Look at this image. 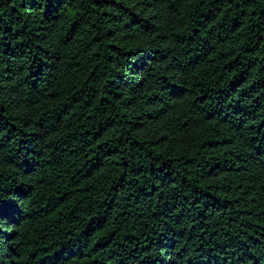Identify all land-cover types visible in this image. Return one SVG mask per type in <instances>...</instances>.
I'll return each mask as SVG.
<instances>
[{
    "label": "trees",
    "instance_id": "16d2710c",
    "mask_svg": "<svg viewBox=\"0 0 264 264\" xmlns=\"http://www.w3.org/2000/svg\"><path fill=\"white\" fill-rule=\"evenodd\" d=\"M0 264H264V0H0Z\"/></svg>",
    "mask_w": 264,
    "mask_h": 264
}]
</instances>
